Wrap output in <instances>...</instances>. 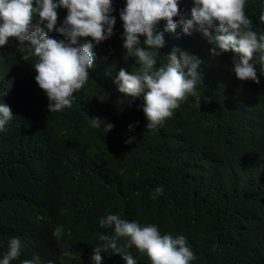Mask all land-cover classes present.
Returning <instances> with one entry per match:
<instances>
[{
  "label": "trees",
  "instance_id": "trees-1",
  "mask_svg": "<svg viewBox=\"0 0 264 264\" xmlns=\"http://www.w3.org/2000/svg\"><path fill=\"white\" fill-rule=\"evenodd\" d=\"M112 5L114 34L99 45L93 41L89 79L73 94L71 108L49 111L35 80L38 58L26 45L10 38L0 47V104L13 114L0 131V260L19 238L21 255L10 264L36 257L35 264H95L99 237L114 235L100 220L115 214L155 225L161 235L184 236L195 256L190 264H264V66L258 54L250 63L260 82L239 80L234 53L212 57L200 32H183L194 0H180L176 31H165L164 21L156 29L165 39L157 67L173 49L188 51L202 61V82L162 126L148 130L143 94L128 97L115 82L120 69L131 73L138 65L123 47L126 0ZM244 11L252 30L264 34V0H246ZM57 13L56 29L45 32L64 40L57 29L67 9ZM139 39L143 46L145 37ZM95 117L114 127H93ZM157 187L164 191L153 198ZM117 243L137 264H151L146 253L126 247L127 238ZM100 255L101 264H127L111 249Z\"/></svg>",
  "mask_w": 264,
  "mask_h": 264
},
{
  "label": "clouds",
  "instance_id": "clouds-1",
  "mask_svg": "<svg viewBox=\"0 0 264 264\" xmlns=\"http://www.w3.org/2000/svg\"><path fill=\"white\" fill-rule=\"evenodd\" d=\"M179 4L180 0H126V7L120 12L125 55L134 58L138 68L131 73L120 69L115 82L119 93L128 97L143 94L148 130L162 126L188 95H196V87L202 82L198 71L202 61L188 51L173 49L167 64L157 67L158 50L165 46V39L164 33L157 34L156 29L164 21L165 31H176L174 18L181 15ZM245 4L246 0H194L192 18L183 22V32L187 35L200 32L212 46V57L234 53L235 76L241 81L259 83L250 61L258 54L259 62L264 66V34L258 35L252 30V21L244 11ZM61 7L67 9V16L57 30L65 39L57 40L47 35L45 28L56 29L57 9ZM113 11L112 0H0V47L14 38L38 58L34 64L35 80L49 99L51 113L71 108L73 94L87 83L95 59L93 41L99 45L114 34L116 17L111 15ZM34 16L38 18L34 20ZM259 20L264 22V12ZM141 36L145 37L143 46ZM89 37L91 40L87 39ZM81 38H85L83 42ZM12 116L10 107L0 104V131L5 129ZM105 122L99 117L91 119L95 128ZM113 127L107 122L104 130L109 132ZM163 191L162 187H157L153 198ZM100 226L114 227V235L99 237L103 243L94 247L92 259L95 264H101V251L108 252L109 249L121 254L127 264H137L132 255L118 247L120 238H127L126 247L135 246L139 252L146 253L151 264H190L195 259L184 236L161 235L155 225L141 226L109 214L100 220ZM20 255L21 241L12 238L0 264H10ZM38 260L39 257L35 261L24 260L22 264H35Z\"/></svg>",
  "mask_w": 264,
  "mask_h": 264
}]
</instances>
